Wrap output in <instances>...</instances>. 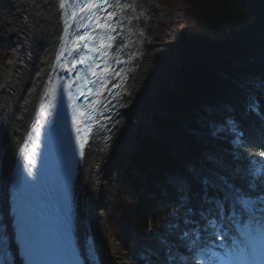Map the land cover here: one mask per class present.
<instances>
[{"label":"trees","instance_id":"trees-1","mask_svg":"<svg viewBox=\"0 0 264 264\" xmlns=\"http://www.w3.org/2000/svg\"><path fill=\"white\" fill-rule=\"evenodd\" d=\"M182 1L184 15L171 21V35L184 51H177L173 84L169 79L161 81L149 113L162 137L171 140L177 151L200 158L203 168L189 156L171 154L151 134L132 136L126 165L117 169L116 192L105 205L106 221L128 252L124 264H146L139 253L149 257L151 264H168L169 248L175 260L179 250L185 252L180 233L196 225L183 222L186 208L173 178L184 177L190 185V207L195 213L190 219L201 223L205 193L193 168L225 175L235 169L243 176L249 154L264 159L260 156L264 116L248 111L254 98L264 112V86H257L264 83V0ZM229 117L238 123L246 141L239 148L238 138L230 131L210 134L213 125ZM210 156L219 164L209 163ZM229 179L247 191L244 179L232 175ZM250 194L264 195V191ZM177 222L180 227L170 233L167 225ZM161 237L169 242L167 248L161 245Z\"/></svg>","mask_w":264,"mask_h":264},{"label":"bare ground","instance_id":"bare-ground-1","mask_svg":"<svg viewBox=\"0 0 264 264\" xmlns=\"http://www.w3.org/2000/svg\"><path fill=\"white\" fill-rule=\"evenodd\" d=\"M7 1L13 52L0 66V250L9 252L8 264H23L9 212L11 170L33 119L62 30L58 0ZM119 3L122 28L118 43L125 71L116 79V112L104 123L101 134L91 136L75 182L77 236L83 250L85 240L91 239L97 264H119L125 256L114 234L106 233L101 212L105 185L123 141L135 129L131 120L153 127L151 119L141 113V106L158 73L167 66L168 52L174 45L167 37L169 8L163 0Z\"/></svg>","mask_w":264,"mask_h":264},{"label":"snow or ice","instance_id":"snow-or-ice-1","mask_svg":"<svg viewBox=\"0 0 264 264\" xmlns=\"http://www.w3.org/2000/svg\"><path fill=\"white\" fill-rule=\"evenodd\" d=\"M83 39V37H81ZM258 87L264 86V83L258 84ZM248 111L255 113L258 116H264V112H261L259 102L254 98L248 105ZM238 123L229 117L226 121H223L220 125H213L210 134L219 136L226 131H230L235 134L239 140L237 147L240 144H245L242 134L238 131ZM81 156H83L84 144L80 145ZM260 156H264V152L260 153ZM209 163L219 164V161L213 157H209ZM192 174L199 179L202 188L204 190L203 204L208 207L202 209L199 213L201 220L204 222L202 225L199 221L191 220L190 217L194 215V210L190 207V185L187 183L184 177H175L172 182L175 184L177 190L181 195V205L186 208L183 222L186 225H196L193 228H185L179 236L185 248L190 252H197L201 256L207 257L204 264H216L213 259L215 253L210 251L212 245L210 241L219 239H225L227 237L226 232H220L218 235L215 231V225L220 218L221 210L228 206L231 202L232 206L238 210L240 219L237 223L244 226L243 235L246 237L241 241L243 246V252L249 258L253 264L256 261H260V264H264V200H260L259 197L252 198L250 193L259 189L264 191V159L257 156H248V166L244 169L243 176L240 175L235 169L229 175L239 176L246 181L247 191L244 188L236 185L229 179V175H219L209 170L204 172L201 169L193 168ZM31 176V171L28 172ZM209 188H220L223 193V198L209 197L207 191ZM243 193V196L241 195ZM247 196L248 198H244ZM259 213V214H257ZM235 219V216H233ZM180 227L179 222L171 223L167 225L169 232L178 229ZM259 241V247L256 246V242ZM160 243L164 247H168L169 242L163 237L160 238ZM35 249L29 244L26 245V252L28 255H32ZM0 256L3 257L2 264H8L6 253L0 250ZM170 261H174L175 257L172 250L169 248ZM146 264H151V259L145 257Z\"/></svg>","mask_w":264,"mask_h":264},{"label":"rangeland","instance_id":"rangeland-1","mask_svg":"<svg viewBox=\"0 0 264 264\" xmlns=\"http://www.w3.org/2000/svg\"><path fill=\"white\" fill-rule=\"evenodd\" d=\"M163 3L169 8L168 11V23H167V37L170 38V40L174 43L177 42L174 40V38L171 35V21H174V17H180L184 15V6L182 0H163ZM11 27V10L10 6L8 4L7 0H0V29H1V43H0V66L4 65L5 62L11 57L13 52V42L11 41V37L9 36ZM176 44L174 43L173 47L169 49L168 56H169V62L167 63V66L163 68V70H160V72L157 75V79L153 83V86L150 87L149 92L146 93L144 97L143 104L141 106V113L149 117L150 114H148V108H150V100L153 98L157 86L159 85L160 81L163 79L171 78V72H172V64L176 60V51L177 48L175 47ZM137 129L135 128L132 133L127 137L125 141H123L120 149V154L114 163L113 167L111 168V171L109 172V176L107 179V184L105 185V193L104 197L102 199L101 203V212L103 214V219L105 220V213L107 209H105V202L107 203L113 196V194L116 192V176L118 174L117 169L120 164L123 163L125 154L128 150L129 146V140L131 137L135 134ZM76 182V181H75ZM75 187L74 186V195H75ZM106 233L112 232V229L107 227L105 225ZM125 256L122 257L118 262L119 264H123L126 262V252Z\"/></svg>","mask_w":264,"mask_h":264},{"label":"water","instance_id":"water-1","mask_svg":"<svg viewBox=\"0 0 264 264\" xmlns=\"http://www.w3.org/2000/svg\"><path fill=\"white\" fill-rule=\"evenodd\" d=\"M128 39H129V37H128ZM176 47H180V45H178V44H176ZM124 73V72H123ZM103 121V119H100V123H99V125L101 124V122ZM102 128V127H101Z\"/></svg>","mask_w":264,"mask_h":264},{"label":"flooded vegetation","instance_id":"flooded-vegetation-1","mask_svg":"<svg viewBox=\"0 0 264 264\" xmlns=\"http://www.w3.org/2000/svg\"><path fill=\"white\" fill-rule=\"evenodd\" d=\"M118 20V23H119V19H117ZM118 29H119V26H118Z\"/></svg>","mask_w":264,"mask_h":264}]
</instances>
